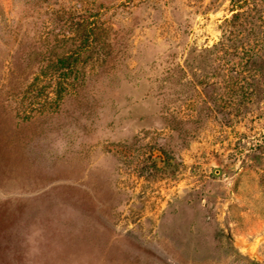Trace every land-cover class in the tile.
Returning a JSON list of instances; mask_svg holds the SVG:
<instances>
[{
	"label": "rangeland",
	"instance_id": "1",
	"mask_svg": "<svg viewBox=\"0 0 264 264\" xmlns=\"http://www.w3.org/2000/svg\"><path fill=\"white\" fill-rule=\"evenodd\" d=\"M93 5L110 61L30 86L19 48ZM239 12L251 53L215 48L232 0H0V264H264V0Z\"/></svg>",
	"mask_w": 264,
	"mask_h": 264
},
{
	"label": "trees",
	"instance_id": "2",
	"mask_svg": "<svg viewBox=\"0 0 264 264\" xmlns=\"http://www.w3.org/2000/svg\"><path fill=\"white\" fill-rule=\"evenodd\" d=\"M250 1L232 0V15L222 21V40L216 49L251 53V46L244 47L243 25L239 23L242 15L239 11ZM102 13L101 6L93 5L67 17L64 23L51 26L44 39L19 48L13 57V67L31 77L30 86L40 83L43 90L51 88L46 96L62 100L78 93L85 84L88 69L110 61L111 29L102 20ZM262 42L260 39L255 42L260 49Z\"/></svg>",
	"mask_w": 264,
	"mask_h": 264
}]
</instances>
